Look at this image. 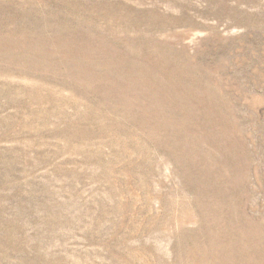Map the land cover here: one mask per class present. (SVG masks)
<instances>
[{
    "label": "rangeland",
    "instance_id": "374dc122",
    "mask_svg": "<svg viewBox=\"0 0 264 264\" xmlns=\"http://www.w3.org/2000/svg\"><path fill=\"white\" fill-rule=\"evenodd\" d=\"M0 264H264V0H0Z\"/></svg>",
    "mask_w": 264,
    "mask_h": 264
}]
</instances>
